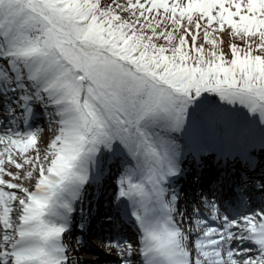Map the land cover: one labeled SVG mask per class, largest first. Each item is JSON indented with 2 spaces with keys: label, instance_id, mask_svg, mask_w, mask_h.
<instances>
[{
  "label": "snow or ice",
  "instance_id": "obj_1",
  "mask_svg": "<svg viewBox=\"0 0 264 264\" xmlns=\"http://www.w3.org/2000/svg\"><path fill=\"white\" fill-rule=\"evenodd\" d=\"M89 234L264 264V0H0V264H92Z\"/></svg>",
  "mask_w": 264,
  "mask_h": 264
},
{
  "label": "rangeland",
  "instance_id": "obj_2",
  "mask_svg": "<svg viewBox=\"0 0 264 264\" xmlns=\"http://www.w3.org/2000/svg\"><path fill=\"white\" fill-rule=\"evenodd\" d=\"M102 2L107 3V0H102ZM226 42H227V38H226ZM41 136L47 138V137H50L51 136V133H49V132H47L45 130L44 132L41 133ZM41 147L43 148V144H41Z\"/></svg>",
  "mask_w": 264,
  "mask_h": 264
}]
</instances>
